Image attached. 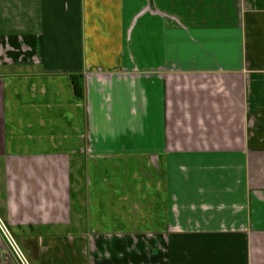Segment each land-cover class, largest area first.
<instances>
[{
	"label": "crops",
	"instance_id": "1",
	"mask_svg": "<svg viewBox=\"0 0 264 264\" xmlns=\"http://www.w3.org/2000/svg\"><path fill=\"white\" fill-rule=\"evenodd\" d=\"M0 209L32 264H264V0H0Z\"/></svg>",
	"mask_w": 264,
	"mask_h": 264
},
{
	"label": "built area",
	"instance_id": "2",
	"mask_svg": "<svg viewBox=\"0 0 264 264\" xmlns=\"http://www.w3.org/2000/svg\"><path fill=\"white\" fill-rule=\"evenodd\" d=\"M0 229H1L5 239L9 242V244L15 250V253H16L18 259L20 260L21 264H30L27 261L25 255L20 250V248L15 244V240H14L13 236L11 235V232L8 228L7 222L5 221V219L3 220V218L1 216H0Z\"/></svg>",
	"mask_w": 264,
	"mask_h": 264
},
{
	"label": "rangeland",
	"instance_id": "3",
	"mask_svg": "<svg viewBox=\"0 0 264 264\" xmlns=\"http://www.w3.org/2000/svg\"><path fill=\"white\" fill-rule=\"evenodd\" d=\"M74 199H75V198H74ZM0 216L3 218V220L5 219V218H4V215H3L2 212H1V209H0ZM5 221H7V220L5 219ZM8 225H9V224H8ZM8 228H9V230H10V232H11V235L13 236V238H14V240H15V244L20 248V250L22 251V253L25 255L27 261H28L30 264H32V262L29 260L28 255L26 254V251L24 250V248H23V246H22L21 241H20L19 238H18V235H16L15 230H14L13 228H11L10 226H8ZM0 237L3 238L6 242H8V241L5 239V237H4V235H3L2 231H1V229H0ZM8 245H9V247L11 248L12 256L18 259L17 255H16V253H15V250H14L13 247L9 244V242H8ZM18 260H19V259H18ZM19 262H20V260H19ZM20 264H21V262H20Z\"/></svg>",
	"mask_w": 264,
	"mask_h": 264
},
{
	"label": "trees",
	"instance_id": "4",
	"mask_svg": "<svg viewBox=\"0 0 264 264\" xmlns=\"http://www.w3.org/2000/svg\"><path fill=\"white\" fill-rule=\"evenodd\" d=\"M75 83H77V82H75ZM76 86H77V84H76ZM78 86H79V85H78ZM78 86H77V87H78Z\"/></svg>",
	"mask_w": 264,
	"mask_h": 264
}]
</instances>
